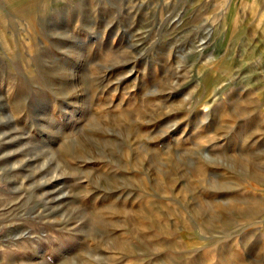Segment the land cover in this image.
Instances as JSON below:
<instances>
[{"label": "rangeland", "instance_id": "obj_1", "mask_svg": "<svg viewBox=\"0 0 264 264\" xmlns=\"http://www.w3.org/2000/svg\"><path fill=\"white\" fill-rule=\"evenodd\" d=\"M0 264H264V0H0Z\"/></svg>", "mask_w": 264, "mask_h": 264}]
</instances>
